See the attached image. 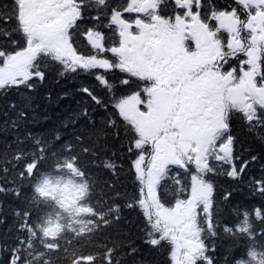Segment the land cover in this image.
Wrapping results in <instances>:
<instances>
[{
  "label": "snow or ice",
  "instance_id": "6c2138e0",
  "mask_svg": "<svg viewBox=\"0 0 264 264\" xmlns=\"http://www.w3.org/2000/svg\"><path fill=\"white\" fill-rule=\"evenodd\" d=\"M162 7L167 15L161 14ZM205 7V0H123L115 5L110 0H11L0 7V37L11 41L10 47L0 46V89L35 88V81L46 78L50 63L62 66L60 76L82 70L105 87L109 82L104 73L114 70L124 74L122 85L133 78L143 83L140 91L113 106V115L118 113L129 126L127 151L134 157L129 173L138 190L135 203L125 206L142 211L146 243L170 245L171 264H218L216 243L207 241L220 235L223 221L214 212L215 189L207 176L219 172L238 180L248 164L244 161L237 169L234 163L240 157L234 156L233 119L250 131L264 128V0H234L223 9L212 5L209 12ZM82 24L89 26L81 29ZM105 29L112 33L110 45L105 44ZM74 33L83 35L95 54L81 53ZM81 91L101 104L89 88ZM25 116L19 111L13 124ZM108 124L114 127L116 121ZM73 136L75 144L59 134L51 140L32 137L28 147L18 145L8 161L11 170L30 183L41 176V194L55 185L88 195L94 185L80 160L82 155L95 157L97 145L86 146L83 132L74 131ZM44 163L46 168L41 167ZM53 163L55 171H48ZM103 167L115 174V163L106 159ZM2 171L6 180L10 170ZM166 180L174 185L170 204L159 194ZM255 184L264 198V180ZM5 191L11 189L0 186ZM120 196L116 193L113 199ZM231 197L226 191L223 200ZM120 211L118 204L99 213L88 207L103 226L114 214L118 220ZM16 215L21 218L18 235L4 249L10 252L8 264L22 260L27 238L20 233L33 232L32 212ZM223 233L242 245L244 254L229 253L222 264H264V205L251 212L235 210L234 223L223 224ZM27 246H32L30 240ZM103 248V253L86 258L89 264H120L116 245ZM135 252L133 247L129 254Z\"/></svg>",
  "mask_w": 264,
  "mask_h": 264
},
{
  "label": "trees",
  "instance_id": "16d2710c",
  "mask_svg": "<svg viewBox=\"0 0 264 264\" xmlns=\"http://www.w3.org/2000/svg\"><path fill=\"white\" fill-rule=\"evenodd\" d=\"M10 2L0 0V7ZM110 2L115 5L123 3V0ZM232 3L234 0H205V12L212 5L222 9ZM88 26L82 24L81 29ZM74 39L81 53H91L83 35L74 33ZM0 46L10 47L11 41L0 37ZM60 71L61 65L50 63L46 66V78L42 82L35 81V88L12 86L0 89V186L11 189L0 192V264H8L10 252L4 249L13 246L21 222L16 213L24 210L32 212L30 224L33 232L20 233L27 238L20 264H89L86 258L103 253L105 244L107 247L117 246L116 257L120 264H171L170 245L167 242L158 246L146 243L149 237L144 230L142 211L138 206H125L135 203L133 194L138 190L129 173V165L134 158L127 151L131 135L129 126L118 118V113L113 115V106L116 100L133 88V84L136 89L140 85L136 86L134 80L129 85L120 84L124 74L118 70L104 73L108 78V87L101 85L94 74L81 70L76 74L60 76ZM84 87L89 88L101 104L97 105L87 93L82 92ZM19 111H24L26 116L14 125ZM85 111L88 116L83 115ZM110 120L116 121L114 127L109 126ZM100 129L104 131L97 134ZM74 131L85 133L86 146L97 145L95 157L82 155L80 160L81 167L94 185L88 195L80 196L78 190L55 185L41 194L37 191L41 176L30 183L11 170L8 161L17 152L18 145L28 147L32 137L51 140L57 134L64 138V142L75 144ZM230 131L236 138L234 156L240 157L234 160L237 169L248 161L244 172L238 180L219 172L207 176L215 189L214 212L218 210L223 224L228 225L234 223L235 210L247 209L251 212L264 205V198L255 191L258 187L255 182L264 180V128L250 131L242 121L233 119ZM88 133H92L90 138H87ZM253 156L257 157L256 161L251 160ZM106 159L115 163V174L103 167ZM4 167L10 170L6 180L2 171ZM41 167L46 168L47 164ZM47 170L54 172L55 164ZM226 191L232 192L227 202L223 200ZM16 192L20 195L17 196ZM116 193L121 196L113 199ZM159 194L165 203L173 202L172 180L163 182ZM111 204L121 206L120 218L115 219V214L109 217L112 222L107 226L88 212L89 205L99 213L106 211ZM223 224L218 229L220 235L207 241L211 243L214 240L216 243L218 264H222L229 253L237 257L244 254L242 245L234 244L231 238L225 236ZM28 240L32 243L31 247L27 246ZM133 247L136 252L129 254ZM94 264L101 262L96 260Z\"/></svg>",
  "mask_w": 264,
  "mask_h": 264
}]
</instances>
